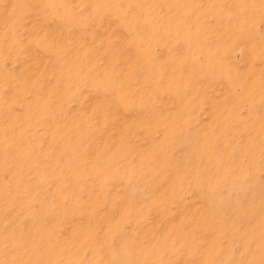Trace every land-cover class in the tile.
<instances>
[{"label":"rangeland","instance_id":"rangeland-1","mask_svg":"<svg viewBox=\"0 0 264 264\" xmlns=\"http://www.w3.org/2000/svg\"><path fill=\"white\" fill-rule=\"evenodd\" d=\"M0 264H264V0H0Z\"/></svg>","mask_w":264,"mask_h":264}]
</instances>
